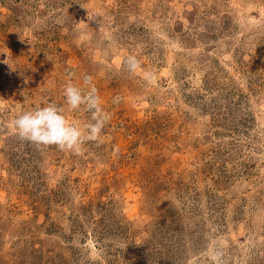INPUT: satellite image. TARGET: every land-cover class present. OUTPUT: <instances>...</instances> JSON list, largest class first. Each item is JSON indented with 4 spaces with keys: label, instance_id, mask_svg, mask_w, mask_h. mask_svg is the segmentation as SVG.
Returning <instances> with one entry per match:
<instances>
[{
    "label": "rangeland",
    "instance_id": "obj_1",
    "mask_svg": "<svg viewBox=\"0 0 264 264\" xmlns=\"http://www.w3.org/2000/svg\"><path fill=\"white\" fill-rule=\"evenodd\" d=\"M85 75L99 141L18 137ZM0 264H264V0H0Z\"/></svg>",
    "mask_w": 264,
    "mask_h": 264
},
{
    "label": "clouds",
    "instance_id": "obj_2",
    "mask_svg": "<svg viewBox=\"0 0 264 264\" xmlns=\"http://www.w3.org/2000/svg\"><path fill=\"white\" fill-rule=\"evenodd\" d=\"M126 64L133 71L139 66L136 58L131 56ZM91 81V76H84L83 83L89 86L87 92L72 83H68L63 90L68 110L75 111L83 106L91 115L88 123L80 125L70 121L64 114L63 107L49 103L47 106L23 112L12 121L18 137L37 146L55 145L60 151L77 155L82 153L86 142L99 141L111 117L101 107L97 89L91 85Z\"/></svg>",
    "mask_w": 264,
    "mask_h": 264
}]
</instances>
